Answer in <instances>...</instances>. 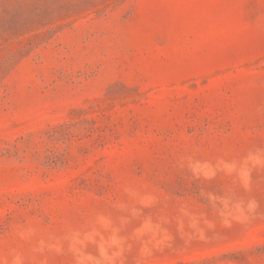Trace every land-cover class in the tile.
<instances>
[{"label": "rangeland", "instance_id": "374dc122", "mask_svg": "<svg viewBox=\"0 0 264 264\" xmlns=\"http://www.w3.org/2000/svg\"><path fill=\"white\" fill-rule=\"evenodd\" d=\"M0 264H264V0H0Z\"/></svg>", "mask_w": 264, "mask_h": 264}]
</instances>
